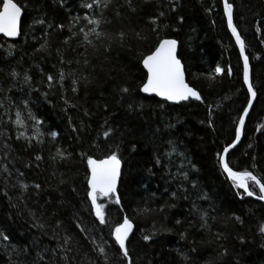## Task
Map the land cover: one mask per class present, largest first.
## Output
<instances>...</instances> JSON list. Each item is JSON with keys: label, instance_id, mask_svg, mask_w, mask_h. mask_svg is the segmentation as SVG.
<instances>
[{"label": "trees", "instance_id": "obj_1", "mask_svg": "<svg viewBox=\"0 0 264 264\" xmlns=\"http://www.w3.org/2000/svg\"><path fill=\"white\" fill-rule=\"evenodd\" d=\"M14 1L23 11L19 35H0V232L8 237H0V264H128L110 236L125 215L133 225L126 241L131 264H264V233L259 231L264 203L233 187L219 164L248 101L222 0H108L107 7L100 0L92 10L82 7L92 0ZM228 2L256 95L241 139L225 160L235 171L262 178L264 0ZM86 11L102 20L100 31L125 33L123 43L105 41L108 52L101 45L79 47L69 28L77 16L81 23L73 30L84 26ZM154 16L156 25L149 22ZM166 37L177 40L186 82L200 100L170 103L140 92L146 77L140 60ZM217 65L223 70L219 75L213 71ZM61 69L63 89L55 82L49 87L47 76L58 79ZM68 73L88 81L81 80L73 92L75 77ZM21 101H28V110ZM17 110L23 127L12 123ZM108 128L113 131L104 138ZM34 129L40 143L29 139ZM19 132L25 135L18 137ZM57 148L63 158L56 156ZM110 151H117L121 173L116 195L98 197L107 220L100 225L87 198L86 160ZM20 184L27 186L23 192ZM29 211L42 217L43 229L33 227ZM77 223L88 230L87 239ZM93 240L96 245L108 241L106 257L93 250Z\"/></svg>", "mask_w": 264, "mask_h": 264}, {"label": "snow or ice", "instance_id": "obj_2", "mask_svg": "<svg viewBox=\"0 0 264 264\" xmlns=\"http://www.w3.org/2000/svg\"><path fill=\"white\" fill-rule=\"evenodd\" d=\"M100 0H92L91 3L83 4V9L92 10L94 7L99 8ZM108 6V0H105V7ZM223 8H224V16L227 19V26L229 31L232 33V36L236 39V44L240 48V58L243 60V85L247 87V96H248V104L244 106L243 111L239 115V119L235 124V136L236 139H233L230 144L224 148V153H227L229 149L233 148L236 145L237 141L241 135V126L245 123V115L249 112V106L253 103V97L256 93L253 91V86L249 80V62L248 57L244 54V45L240 36L238 35L237 29L233 25L232 19V5L228 2V0H223ZM22 9L18 6L14 0H2L0 3V33H2L5 37H15L18 34V20L21 17ZM159 16H163L164 13L160 12ZM76 25H71L70 18V28L71 36L76 37L78 41L79 47H92L95 49L97 45H101L104 48L105 52L110 51V47L105 44V41H112L115 39H119L121 43L126 39L125 33L118 32L115 36L106 34L100 31V26L102 20L96 18L95 16L89 15L86 11L83 14L82 21L86 22L84 26L78 27V31L73 30V28L77 27L81 23V17H75ZM158 21V17H150L149 22L153 25H156ZM42 23V21H41ZM57 28H63V25H56ZM154 31H158V29L154 28ZM139 35V34H137ZM64 43H70V38L65 37ZM176 40L168 39V38H159L158 42L155 44L153 50H151L147 55H144L140 60V63L143 66V69L146 70V77L143 80V83L140 85V92L155 94L157 97H162L167 101H181L188 100L189 98H193L195 100H200V94L192 87L185 82L184 70L182 68L181 60L177 58L176 54ZM46 47L45 44H41L40 48L43 49ZM61 63H63V59H61ZM84 64H88V60H84ZM215 74L219 75L222 73V68L217 65L213 70ZM228 74L231 75V69H228ZM12 77H16V73L12 72ZM68 75L74 76L72 79V91L76 92V85L83 80L85 83L88 81L87 76H75V73H68ZM211 75V73L209 74ZM66 74L61 69L59 72L58 79H55L52 75L47 76V82L49 87L52 86L53 82L56 84H60L61 89H63V81L65 80ZM25 81L28 80V77L25 76ZM128 89L122 88L121 92H127ZM61 100L64 101L65 105H68V100L62 95ZM24 104V109L28 110V101H21ZM28 116L30 119L34 121V125H39L41 122L32 116L31 112L28 111ZM13 124L18 125L20 127L24 126V120L22 119V113L20 110H17L15 113V120L12 121ZM259 127V125H258ZM112 129L108 128L107 131L102 133L104 138H108ZM36 134L29 137L30 140H36L37 143H40L39 132L38 129H34ZM25 134L23 132L18 133V137H23ZM51 136L55 137L56 133H50ZM175 148H173V152ZM171 153H169L170 155ZM56 156L63 158L64 153L57 148ZM37 160H40L41 157L37 155L35 157ZM87 198L91 202V213L94 214L97 221H99L100 225H106L107 220L105 217V206L101 203H98V197L108 198L110 196L116 195V185L117 178L121 173V159L118 156L117 151H110L109 154L105 155L103 158H93L91 155L87 156ZM157 163H160L158 160ZM219 164L223 171L227 173V178L232 181L233 187L238 189H243L244 193L251 197L255 194V188L259 189V195L257 199L264 201V177L258 178L253 174L252 171L244 170V171H234L229 164L225 160L224 154L219 155ZM194 167V166H193ZM4 166L0 165V169H3ZM4 171H8L4 169ZM179 175L183 176L185 180H187V173L180 172ZM249 181L254 185L253 190L249 189ZM27 186L24 184H20L19 188L21 192ZM35 187L39 188V185ZM6 194V193H5ZM239 194V193H238ZM116 204H120V200L117 197L115 200ZM194 211H197L200 219H205V214L203 212H199L198 209L193 206ZM121 211L123 209L121 208ZM141 211H147V209H141ZM29 215L33 218L34 223L33 227L43 229L45 224L42 222V217L37 216L34 212L29 211ZM239 220V217H236ZM60 225V221H57L56 226ZM205 225L202 224V227ZM77 229H80L81 233L84 234V238L87 239L86 228H83L81 224L77 223L75 225ZM132 222L125 215L122 221L115 225L114 228L110 229V236L112 240H114V244L118 246V251L122 257V260L127 261L128 264H131L130 254L126 247V241L129 238V233L132 231ZM261 233H264V224H262L259 228ZM183 237V233L181 234ZM0 237H3L4 241L8 240V237L5 236L2 232H0ZM219 238V237H217ZM144 240H148L149 236L145 235L143 237ZM70 243V239L68 236L64 237V244L68 245ZM92 243L96 245V241L93 240ZM108 241H104L102 245H96L93 249L97 251L101 256H107V250L103 246L107 244ZM187 259L186 257H184Z\"/></svg>", "mask_w": 264, "mask_h": 264}, {"label": "water", "instance_id": "obj_3", "mask_svg": "<svg viewBox=\"0 0 264 264\" xmlns=\"http://www.w3.org/2000/svg\"><path fill=\"white\" fill-rule=\"evenodd\" d=\"M15 2V1H14ZM1 3H2V0H1ZM16 3V2H15ZM222 4H223V0H222ZM19 6V5H18ZM20 7V6H19ZM223 11H224V8H223ZM231 11H232V9H231ZM22 15H23V11L21 12V17H22ZM21 17L19 18V20H18V34H17V36H15V37H5L2 33H0V35L1 36H3V37H5L6 39H16L17 37H18V35H19V31H20V22H21ZM225 19H226V17H225ZM232 19H233V17H232ZM226 25H227V19H226ZM233 25H234V23H233ZM235 27V26H234ZM227 29H228V26H227ZM228 31H229V29H228ZM229 33L231 34V36H232V33L229 31ZM239 35V34H238ZM166 38H168V39H174V38H171V37H166ZM232 38H233V40H234V42L236 43V39H235V37H233L232 36ZM174 40H176V39H174ZM176 42H177V40H176ZM237 45V44H236ZM237 48H238V51H239V54H240V48L237 46ZM177 52H178V42H177V44H176V54H177ZM245 54V53H244ZM177 58H178V56H177ZM179 59V58H178ZM241 62H242V68H243V60H241ZM182 68H183V70H184V67H183V65H182ZM145 70V69H144ZM145 72H146V70H145ZM184 77H185V73H184ZM249 80H250V66H249ZM185 82H186V79H185ZM187 83V82H186ZM188 84V83H187ZM189 87H191V86H189ZM246 87V86H245ZM246 89H247V87H246ZM143 94H146V95H153V96H155V97H157L154 93L153 94H149V93H143ZM158 99H161V100H164V101H167V100H165L164 98H162V97H157ZM189 99H193V98H189ZM254 100H255V96L253 97V102H254ZM182 101H186V100H181V101H167V102H170V103H179V102H182ZM247 104H248V101H247ZM246 104V105H247ZM253 104V103H252ZM251 106L252 105H250L249 106V111H250V108H251ZM249 113V112H248ZM248 113L245 115V120H246V117H247V115H248ZM243 126H244V124L241 126V135H240V138H239V140L237 141V143H236V145L239 143V141H240V139H241V136H242V130H243ZM234 139H236V136L234 137ZM236 145H234V146H236ZM233 146V147H234ZM232 149V148H231ZM230 150V149H229ZM228 153V152H227ZM227 153H224V151L222 152V154H224V156H225V159H226V156H227ZM235 171V170H234ZM225 173V172H224ZM226 175H227V173H225ZM119 179H120V175L118 176V178H117V185H116V190H117V187H118V184H119ZM243 190V189H242ZM244 191V190H243ZM247 196V195H246ZM251 197H253V198H256L257 199V196L256 195H253V196H251ZM259 200V199H258ZM259 201H261V200H259ZM90 202V201H89ZM261 202H263L264 203V201H261ZM90 204H91V202H90ZM132 231H133V227H132ZM132 231L129 233V236H130V234L132 233Z\"/></svg>", "mask_w": 264, "mask_h": 264}]
</instances>
